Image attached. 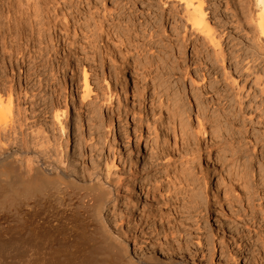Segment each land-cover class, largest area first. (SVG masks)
I'll use <instances>...</instances> for the list:
<instances>
[{
  "label": "rangeland",
  "instance_id": "obj_1",
  "mask_svg": "<svg viewBox=\"0 0 264 264\" xmlns=\"http://www.w3.org/2000/svg\"><path fill=\"white\" fill-rule=\"evenodd\" d=\"M206 1L209 25L222 36L218 46L191 30L177 0L0 1L8 33L0 42V88L16 93L6 133L22 157L23 140L34 143L27 145L31 152L36 138L47 143L52 163L64 156L69 178L81 185L96 183L91 170L105 183L128 167L143 190L137 215L129 216L127 193L116 183L102 215L110 227L117 220L127 231L136 224L138 232L127 233L134 258L156 256L152 249L170 236L167 221L175 222L180 207L177 220L208 232L192 233L193 247L209 249L205 261L191 263L224 264L225 241L232 244L229 264H264V41L254 24L261 4ZM127 62L132 85L125 92L118 82ZM84 77L92 92L81 103ZM69 83L76 87L73 158L57 148L63 120L54 116L66 104ZM12 127L23 137L15 138Z\"/></svg>",
  "mask_w": 264,
  "mask_h": 264
},
{
  "label": "bare ground",
  "instance_id": "obj_2",
  "mask_svg": "<svg viewBox=\"0 0 264 264\" xmlns=\"http://www.w3.org/2000/svg\"><path fill=\"white\" fill-rule=\"evenodd\" d=\"M7 1L9 2V0ZM177 1L184 6V16L191 30L199 35H205V37H208L207 39L211 44L214 46L216 44V46H218V39L222 36H218L219 38L217 39L214 35V29L209 25L205 13L208 9H203L206 0ZM210 1L211 0H207L206 2L210 3ZM224 1H226L227 5L228 1ZM20 2L21 0H14L15 5H17V3L20 5ZM257 4H261V8L259 7L260 10L254 17V24L258 35L264 41V0H258ZM210 5L211 4H209V6ZM209 9L211 8L209 7ZM2 16L0 12V42L3 37L5 38V35L8 34L3 30L1 21ZM4 51V46L0 44V52ZM220 56L222 58V53ZM119 71H121V73L119 74L118 83H120V86H122L126 92L132 85L131 64H129V62L122 64L121 70L119 69ZM83 85L84 89L81 103H86L90 92H92V86L86 77H84ZM13 93V88L10 85L0 88V264H193L191 262H196L199 256L203 261L206 260L207 257L203 249L207 247V245H202L200 242L198 244L196 242L197 247H193L190 244V239H192L191 235L193 232L197 234V238L198 235L201 236L208 232H201L202 229L198 224L196 226V223L188 224L184 220H177L181 214L180 207L176 209L177 217L175 216V222L167 221L168 224H166L167 228L165 229L169 231L170 236L167 237L165 234V241L160 243L159 240L160 244L157 245V248H154L156 250L152 249L157 257L152 254H146L142 256V258H134V255L132 256L128 251L127 242L129 240L128 238H131V236L128 237L130 232L134 235L136 231L138 232L139 229H137L138 227H136V224L135 226H129L130 228H128L127 231L123 229L122 224H119L117 220L118 223L116 221V223L110 227L105 219H103L104 217L102 215L106 199L109 198L108 200H110V196L113 195V188L111 187L115 183L116 185L118 184L119 187L125 189L124 192L127 193L129 216L137 215L138 209L144 201L142 197L143 190L139 191L138 184L132 179L131 170L128 167L126 168V166L120 169L116 166L118 170L117 173L115 172V175L113 174L115 178L113 176V179L107 180L109 175L105 183L101 182L99 178L100 175L98 177L96 174L97 171L93 173L91 170L92 173L87 174H89L88 176H90V178H96V180H94L96 183L87 182L89 184L81 185L82 182L79 184L75 179L69 178L70 173L68 174V167L65 161H63L64 156L59 154V158L57 159L55 157L57 160L52 163V160L47 156L48 149L46 147L48 144L44 142L43 144L46 145V147H44L37 138L36 141L39 142L36 144L35 141L33 152L28 148V146L30 147L31 145L27 144V146L26 143L23 142L24 140L22 142L19 140L21 142V148H23V151L20 152L24 155L22 157L21 154H18L20 149H10L12 140L9 134L7 135L6 133L10 126L7 125L9 122H7V119L9 120V115L12 113ZM75 93V85L69 83L65 92L64 100L66 104L64 107L62 106L63 109L60 110L59 116L57 115L58 113L54 115L57 116L56 120L59 119L58 117H61L60 119L63 120V123L60 122L62 125H59L60 130L57 148L61 153L66 154L67 157L70 158L73 155L72 112L75 107ZM18 99L19 97H16V100ZM125 99H127V97H125ZM34 108L39 109V103H36ZM10 123L11 122H9V124ZM17 124L19 127L22 125V123H20L21 125H19V123ZM6 125L8 129H6ZM14 127H12L13 136L18 133ZM11 130H9L10 133ZM21 130L22 129H20V131ZM35 133L37 134L32 132V135L37 137L39 134L38 132ZM21 134L18 133L17 135ZM7 136H9V138ZM35 136L33 138L34 140ZM21 137L23 136L21 135ZM12 139L13 141L16 140L14 137ZM33 144L31 147H33ZM166 154L167 157L170 156V153L166 152ZM163 163L164 167H169V165L172 164L171 158L168 157ZM112 166L115 167V164ZM88 176L87 178H89ZM209 181L213 184L214 181H218V179L212 180L210 177ZM115 196L117 199L118 196L116 193ZM189 196L190 199L193 197H191V195H188V197ZM191 201H193V198L189 202L191 203ZM165 229H163L164 232ZM247 232H249V230L243 233L242 237L248 238ZM136 241L137 239L135 242ZM155 242L157 241H154V243ZM259 243L262 249H264V241ZM233 244L237 248L240 247L237 241H234ZM231 246L232 244L226 243L225 241L219 244L220 258L222 261L224 260V264H229V260L225 255H229V252L231 253ZM253 246H255V244ZM259 246L258 244V247ZM210 249L212 252H215L214 250H216V252L218 251L216 245H212ZM234 255H239V253H235ZM252 256L253 254L251 256L249 255L251 258L250 260H255V257L253 258ZM255 256L258 257L257 255ZM210 260L212 262V259ZM250 260L247 261V263H249ZM258 261L260 263V260ZM211 262L207 261V264H211ZM250 264L252 263L250 262Z\"/></svg>",
  "mask_w": 264,
  "mask_h": 264
}]
</instances>
